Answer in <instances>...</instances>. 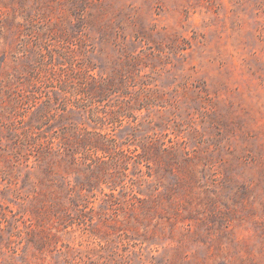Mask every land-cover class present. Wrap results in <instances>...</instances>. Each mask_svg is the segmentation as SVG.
Segmentation results:
<instances>
[{"label": "rangeland", "instance_id": "obj_1", "mask_svg": "<svg viewBox=\"0 0 264 264\" xmlns=\"http://www.w3.org/2000/svg\"><path fill=\"white\" fill-rule=\"evenodd\" d=\"M0 264H264V0H0Z\"/></svg>", "mask_w": 264, "mask_h": 264}]
</instances>
